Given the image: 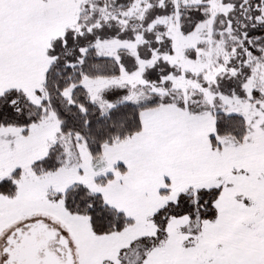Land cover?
I'll list each match as a JSON object with an SVG mask.
<instances>
[{"label":"snow or ice","instance_id":"1","mask_svg":"<svg viewBox=\"0 0 264 264\" xmlns=\"http://www.w3.org/2000/svg\"><path fill=\"white\" fill-rule=\"evenodd\" d=\"M0 264H264V0H0Z\"/></svg>","mask_w":264,"mask_h":264}]
</instances>
